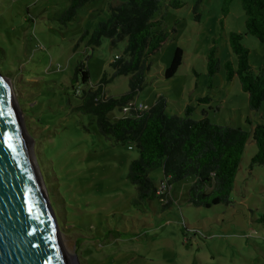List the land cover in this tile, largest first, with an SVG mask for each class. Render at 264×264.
Masks as SVG:
<instances>
[{"label":"rangeland","instance_id":"1","mask_svg":"<svg viewBox=\"0 0 264 264\" xmlns=\"http://www.w3.org/2000/svg\"><path fill=\"white\" fill-rule=\"evenodd\" d=\"M109 1L89 0L67 19L70 0H0V73L13 98L23 146L33 155L50 202L63 264H264V225L256 221L264 212V166L250 164L256 151L251 139L229 204L189 203L193 178L188 177L165 190L171 202L162 208L157 198L140 203L126 179L137 148L101 135L92 116L76 109L83 89L104 73L112 77L110 62L125 48V40L112 44L105 37L89 47V35L83 36L109 15ZM184 1L180 8L162 9L160 29L168 38L151 57L135 99L150 106L162 94L168 113L183 114L191 104L194 118L206 115L247 131L264 124V101L260 109L249 110L237 77L225 78L224 63L236 64L231 32L243 34L251 72L264 68V44L245 33L240 2L232 0L224 10L223 0ZM175 47L183 51L182 63L166 78ZM213 47L219 66L210 87L207 57ZM79 62L89 70L87 84L79 76L72 79ZM129 79L130 74L108 80L104 96L127 92ZM150 177L159 184L162 168L150 171Z\"/></svg>","mask_w":264,"mask_h":264},{"label":"trees","instance_id":"2","mask_svg":"<svg viewBox=\"0 0 264 264\" xmlns=\"http://www.w3.org/2000/svg\"><path fill=\"white\" fill-rule=\"evenodd\" d=\"M88 1L70 0L65 18L71 19L76 10ZM223 1L224 10H227L232 0ZM238 1L245 13V33L264 44V0ZM184 3V0H110L107 5L109 15L99 21L93 31L86 30L83 36L89 35V47L98 46L105 37L112 44L125 40V48L110 62L112 77L107 79L104 73L96 84L83 89L76 109L92 116L101 135L116 143H131L137 148L138 157L130 161L126 179L136 187L140 203L157 198L162 208H166L171 197L167 198L165 190L192 177L187 190L189 203L207 208L227 205L231 202L235 175L240 169L248 140L251 139L256 146L251 166H264V124L257 123L247 131L239 126L212 122L206 115L194 118L195 107L191 104H186L183 114L168 113L162 94L156 95L154 103L139 114L120 113L144 87L150 59L168 38V32L160 29L164 19L162 9L180 8ZM242 37L243 34L238 32L229 34L236 64L231 61L224 63L225 78L237 77L241 89L248 95L249 110L256 111L264 101V68L254 74L251 72L249 50L241 43ZM182 55V49L175 47L171 62L165 69L166 78L176 73L182 63ZM218 66L213 47L207 57L210 87ZM128 74L127 92L119 96H104V85L108 80ZM78 76L83 83H88L90 74L83 62L76 65L72 79L77 80ZM113 111H117L115 115ZM246 120L251 123L249 116ZM156 168L163 170V180L159 184L150 177V171ZM256 221L264 225V212Z\"/></svg>","mask_w":264,"mask_h":264},{"label":"water","instance_id":"3","mask_svg":"<svg viewBox=\"0 0 264 264\" xmlns=\"http://www.w3.org/2000/svg\"><path fill=\"white\" fill-rule=\"evenodd\" d=\"M4 78L0 73V264H63L50 202L43 200L19 138Z\"/></svg>","mask_w":264,"mask_h":264},{"label":"bare ground","instance_id":"4","mask_svg":"<svg viewBox=\"0 0 264 264\" xmlns=\"http://www.w3.org/2000/svg\"><path fill=\"white\" fill-rule=\"evenodd\" d=\"M3 86H4L5 93H6V95H7V99H8V102H9L10 109H11L12 112L14 113V109H13V98H12V96H11V94H10L9 89H8L7 81H4ZM15 111H16V110H15ZM16 125H17V130H18V132H19V138L21 139V138L24 137V135H22V134H23V131H22L21 126H19V124H18L17 121H16ZM23 139H24V138H23ZM24 150H25V152H27V154L29 155V156H28V159L30 158V159H29V163H30V165L32 166V171H33V174H34L35 180H36L37 183H38V187H39V190H40V192H41V194H42L43 200L46 201V199H47V198H46V192H45L44 188L42 187L43 184H42V181H41V177L39 176V173L36 172V167L33 166V164H35L34 158L32 157L33 155L30 154L31 152H30V149L28 148V146H25V147H24ZM38 177H40V178H38ZM48 208H49V207H48ZM50 217H51V216H50ZM52 220H53V219H52ZM56 246H57V249H58L59 246L57 245V243H56ZM58 252H59V250H58ZM60 255H61V254H60ZM62 255H63V254H62ZM62 255H61V257H63Z\"/></svg>","mask_w":264,"mask_h":264},{"label":"built area","instance_id":"5","mask_svg":"<svg viewBox=\"0 0 264 264\" xmlns=\"http://www.w3.org/2000/svg\"><path fill=\"white\" fill-rule=\"evenodd\" d=\"M149 106L145 103L142 102H138L136 99L130 101L128 104H126L122 110H121V114L122 115H126V114H130L131 112L133 113H141L143 110L147 109Z\"/></svg>","mask_w":264,"mask_h":264}]
</instances>
